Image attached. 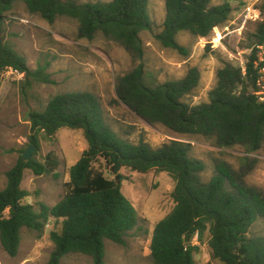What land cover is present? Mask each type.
<instances>
[{"label":"trees","instance_id":"trees-1","mask_svg":"<svg viewBox=\"0 0 264 264\" xmlns=\"http://www.w3.org/2000/svg\"><path fill=\"white\" fill-rule=\"evenodd\" d=\"M18 3L49 25L58 18L75 20L79 40L92 42L101 37L133 60L141 61L144 56L140 35L151 30L148 0H0V75L18 72L28 87L52 82L43 67L29 69L25 59L4 42L7 14ZM257 11L255 29L241 46L249 51L244 67L226 64L218 70L208 103L190 107L183 101L198 87L197 69H189L181 80L150 86L142 65L116 80L117 100L148 125L162 126L174 135L199 137L219 149L241 147L247 155L259 151L264 143V55L256 47L264 45V0ZM231 14L229 2L165 0L162 30L154 39L163 49L186 57L189 52L178 43L179 34L208 38L230 21ZM28 121V143L37 151L39 134L50 140L61 129L81 131L87 149L69 169L67 192L53 207L25 203L30 194L21 189L25 170L35 176L57 177L58 160L53 152L42 162L23 161L20 156L7 171L6 187L0 191V246L10 257L18 252L23 229L42 235L50 220L60 227L49 233L53 250L46 264H60L72 254L104 264L105 241L124 245L126 234L139 224L138 213L120 191L124 178L118 176L120 183L116 184L115 178L109 180L94 168L102 161L115 174L121 169L138 174L155 171L174 181V207L152 233L153 264H197L198 246L193 242L202 243L206 233L212 258L219 263L264 264V235L249 236L257 221L264 222V191L247 184L228 163L216 162L212 178L203 182L205 164L191 156L190 144L171 140L153 148L121 139L108 126L98 98L88 92L58 94L44 111L30 112Z\"/></svg>","mask_w":264,"mask_h":264},{"label":"rangeland","instance_id":"rangeland-1","mask_svg":"<svg viewBox=\"0 0 264 264\" xmlns=\"http://www.w3.org/2000/svg\"><path fill=\"white\" fill-rule=\"evenodd\" d=\"M111 0H79V3L110 2ZM213 5L229 2L232 7L230 21L214 31L208 38H194L186 33L179 34L178 43L189 52L184 57L179 53L163 49L154 35L162 30L165 18V0H148L151 30L142 32L144 45L141 61L133 60L121 47L96 37L92 42L76 37L78 23L69 18H58L49 25L40 17L30 15L25 7L15 4L7 14L3 39L18 55L23 57L29 69L43 67L51 84H24L22 74L11 71L0 75V191L6 187V173L30 146L31 134L28 114L42 112L50 99L58 94L88 92L94 94L101 105L106 122L114 133L132 144L143 142L153 148L171 140L191 145L190 154L205 164L201 174L208 182L214 174L216 162L228 163L243 176L244 181L264 191V143L262 148L246 154L241 147L219 149L211 142L199 137L174 135L162 126H151L137 117L117 100L116 80L142 65L146 84L153 86L169 81L181 80L189 69L198 70L200 79L195 91L184 98L194 107L209 102V93L216 85L217 71L226 64L244 67L247 50L241 49L247 35L255 29L256 11L262 0H211ZM40 148L33 147L30 159L42 162L53 152L58 160L57 177L53 174L35 176L25 170L21 189L29 192L24 202L35 205L42 202L48 207L60 202L67 189L69 169L81 158L87 143L79 130L61 129L52 139L38 135ZM247 159V160H246ZM94 168L113 180L122 176V195L128 199L138 213V226L129 231L124 245L105 241L104 264H153L150 258V241L156 224L173 209L171 193L173 179L166 173L151 171L138 174L121 169L117 174L107 169L101 161ZM60 225L50 220L42 235L27 229L21 231V242L16 256L10 257L0 246V264H46L53 250L49 239L51 231ZM264 235V222L257 221L249 236ZM209 235L203 242L194 239L198 251L194 255L197 264H221L214 260L208 246ZM60 264H93L90 257L72 254Z\"/></svg>","mask_w":264,"mask_h":264},{"label":"water","instance_id":"water-1","mask_svg":"<svg viewBox=\"0 0 264 264\" xmlns=\"http://www.w3.org/2000/svg\"><path fill=\"white\" fill-rule=\"evenodd\" d=\"M33 151V147L32 146H29L26 151L23 153L22 155V160L23 161H29L30 158H31V153ZM113 172V169L111 170ZM115 181H116V184L119 183V177L118 176H115Z\"/></svg>","mask_w":264,"mask_h":264},{"label":"built area","instance_id":"built-area-1","mask_svg":"<svg viewBox=\"0 0 264 264\" xmlns=\"http://www.w3.org/2000/svg\"><path fill=\"white\" fill-rule=\"evenodd\" d=\"M256 15H257V19H258L259 18V12L258 11H256ZM256 48L260 51L261 55H264V45L257 46ZM13 72H15V71H11V73H13ZM15 73L20 76V74L18 72H15ZM49 223H50V221H49ZM49 223L46 225V228L49 227Z\"/></svg>","mask_w":264,"mask_h":264}]
</instances>
